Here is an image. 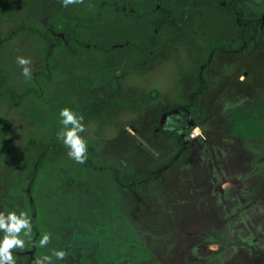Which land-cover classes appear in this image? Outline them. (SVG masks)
Returning <instances> with one entry per match:
<instances>
[{
    "label": "rangeland",
    "instance_id": "obj_1",
    "mask_svg": "<svg viewBox=\"0 0 264 264\" xmlns=\"http://www.w3.org/2000/svg\"><path fill=\"white\" fill-rule=\"evenodd\" d=\"M118 1L130 17L128 0ZM230 1L264 20V0ZM55 3L0 0V212L23 211L32 223L24 248L12 250L16 264L43 255L50 264H190L187 256L194 264H264L263 21L247 53L216 56L195 96L211 49L238 41L232 18L206 7L165 31L154 55L106 59L69 44L45 48L26 31L45 24ZM126 19L99 32L118 39L132 25ZM17 56L30 60V79ZM36 79L45 97L18 103ZM63 107L83 117L87 159L98 168L54 154L35 172L64 127ZM193 127L200 135L189 138ZM114 170L147 180L123 187Z\"/></svg>",
    "mask_w": 264,
    "mask_h": 264
},
{
    "label": "trees",
    "instance_id": "obj_2",
    "mask_svg": "<svg viewBox=\"0 0 264 264\" xmlns=\"http://www.w3.org/2000/svg\"><path fill=\"white\" fill-rule=\"evenodd\" d=\"M120 3L118 0L116 2L113 0H81L78 4L62 7L60 0H56L47 22L32 29H26V31L31 32L38 43H42L45 48L52 50L69 44L76 48L89 49L103 55L106 59H110L111 56L120 52L145 58L157 52L165 31L176 30L181 27L192 12H198L206 7L211 8L228 18H232V22L240 29V34L236 43L215 45L202 61L197 74V89L194 91L195 96H200L206 89V70L212 65L216 56L224 52L247 53L260 33V22L263 21L264 23L261 17H256L245 10L243 6L238 7L230 0H128L124 6L129 5L134 9L130 17L127 14L128 11L121 10ZM126 18L132 21V25L129 29L123 27L118 39H114L112 35L100 33L102 31L99 29V25L114 23L115 19L124 21L127 20ZM46 73L42 72L41 74L46 75ZM45 88L44 81L36 79L31 83L30 88L20 95V98L17 99L18 103L23 104L25 101L34 98L42 100L45 97ZM11 98L14 100L16 96L12 95ZM169 110L172 108L166 107L162 111ZM178 111L182 112L180 108ZM162 113L156 118L155 126L159 125ZM161 133L177 138V135L169 132L161 131ZM60 140L59 134L54 133L51 139L46 142L45 151L36 164L35 172L45 163L49 155H66L67 148L61 144ZM261 148L264 149V145H261ZM85 162L90 167L98 168L88 159ZM112 176L123 187L134 184L137 186L142 181L147 180L144 179L145 176L142 177L141 182L136 181L135 177H132L133 179L122 178L116 170L112 171ZM259 176L260 182H264V173L259 174ZM172 232L173 230L161 235L160 238L165 240L159 242H166ZM187 262L194 264L190 261L189 256H187Z\"/></svg>",
    "mask_w": 264,
    "mask_h": 264
},
{
    "label": "clouds",
    "instance_id": "obj_3",
    "mask_svg": "<svg viewBox=\"0 0 264 264\" xmlns=\"http://www.w3.org/2000/svg\"><path fill=\"white\" fill-rule=\"evenodd\" d=\"M81 0H60L62 7H67L70 4H78ZM16 63L21 66V74L30 79L31 71L28 65L30 60L24 56H17ZM60 124L63 129L59 133L63 145L66 146V155L76 163L83 164L87 159V141L81 135L84 132L85 125L83 117L74 112L69 107H63L59 110ZM70 125V127H69ZM200 135V130L193 127L189 133V138H194ZM23 230V234L21 235ZM32 231V223L30 218L23 211L17 214L16 211H8L7 215L0 212V264H16V258L13 254V249H23L25 239ZM49 241V234L44 233L39 238V246H45ZM195 251V250H193ZM53 255L57 259H62L65 256L63 250H53ZM51 257L43 255L35 259L34 264H50Z\"/></svg>",
    "mask_w": 264,
    "mask_h": 264
},
{
    "label": "built area",
    "instance_id": "obj_4",
    "mask_svg": "<svg viewBox=\"0 0 264 264\" xmlns=\"http://www.w3.org/2000/svg\"><path fill=\"white\" fill-rule=\"evenodd\" d=\"M195 137H196V136H195ZM195 137H194V138H195Z\"/></svg>",
    "mask_w": 264,
    "mask_h": 264
}]
</instances>
